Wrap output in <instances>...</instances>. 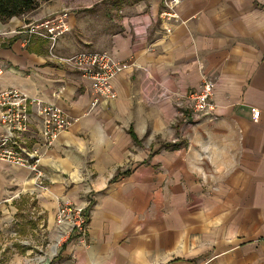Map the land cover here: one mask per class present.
I'll use <instances>...</instances> for the list:
<instances>
[{"label":"crops","instance_id":"obj_1","mask_svg":"<svg viewBox=\"0 0 264 264\" xmlns=\"http://www.w3.org/2000/svg\"><path fill=\"white\" fill-rule=\"evenodd\" d=\"M164 8L163 0H41L0 19V89L73 119L41 175L0 160V235L56 238L58 207H86L88 244L73 235L46 264H264V0H182L179 22L161 17ZM64 12L70 28L55 42L37 33ZM51 51L110 53L123 64L117 98L91 106L90 80ZM205 77L216 82L218 118L186 121L174 98ZM161 92L172 97L157 101ZM12 136L37 145L41 117Z\"/></svg>","mask_w":264,"mask_h":264},{"label":"built area","instance_id":"obj_2","mask_svg":"<svg viewBox=\"0 0 264 264\" xmlns=\"http://www.w3.org/2000/svg\"><path fill=\"white\" fill-rule=\"evenodd\" d=\"M165 8L161 17L180 21L177 11L182 0H163ZM67 12L60 13L43 24L46 32H38L48 37L53 42L59 35L69 31L67 23ZM170 31V29H168ZM51 56L55 57L51 51ZM63 64H67L80 71L81 75L91 82L93 100L91 106H96L102 100L117 98V92L113 86L114 77L123 69V64L116 60L110 53L81 52L72 57H55ZM3 67L0 65V75ZM216 82L208 77L202 80L200 88L186 96H175L179 108V115L186 121L185 116H206L216 120V104L214 102ZM172 97L170 93L161 92L156 98L157 101ZM190 101V106L185 102ZM190 108V109H189ZM189 109V110H187ZM253 116L258 118L260 110L253 108ZM190 112V114H187ZM33 113H37L42 120V140L32 147H24L13 139L14 131H26L32 122ZM0 122L9 129V134L0 137V160L13 162L27 166L38 171L45 153L53 146L60 134L67 130L73 123V119L60 107L44 103L41 99L30 98L18 89H0ZM56 229L59 246L67 243L73 235L83 244L87 242L88 214L86 207L75 204H61L56 212ZM56 247V250L57 248Z\"/></svg>","mask_w":264,"mask_h":264},{"label":"rangeland","instance_id":"obj_3","mask_svg":"<svg viewBox=\"0 0 264 264\" xmlns=\"http://www.w3.org/2000/svg\"><path fill=\"white\" fill-rule=\"evenodd\" d=\"M20 219L26 220L27 217L21 214ZM59 245L49 231L40 235H24L13 229L6 235H0V264H46Z\"/></svg>","mask_w":264,"mask_h":264},{"label":"trees","instance_id":"obj_4","mask_svg":"<svg viewBox=\"0 0 264 264\" xmlns=\"http://www.w3.org/2000/svg\"><path fill=\"white\" fill-rule=\"evenodd\" d=\"M41 0H0V19L9 20L13 16H19L40 5Z\"/></svg>","mask_w":264,"mask_h":264}]
</instances>
